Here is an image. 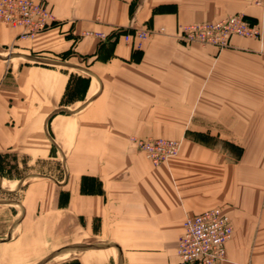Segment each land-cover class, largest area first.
<instances>
[{"label":"crops","instance_id":"0c3cea01","mask_svg":"<svg viewBox=\"0 0 264 264\" xmlns=\"http://www.w3.org/2000/svg\"><path fill=\"white\" fill-rule=\"evenodd\" d=\"M41 1L46 31L0 22V264H180L186 216L214 208L234 227L221 264H264V7ZM236 14L262 39L180 38ZM133 138L181 149L155 166Z\"/></svg>","mask_w":264,"mask_h":264},{"label":"built area","instance_id":"2783aa9c","mask_svg":"<svg viewBox=\"0 0 264 264\" xmlns=\"http://www.w3.org/2000/svg\"><path fill=\"white\" fill-rule=\"evenodd\" d=\"M264 7V0H257ZM0 22L13 28H21L24 38L33 37L51 28L56 19L45 1L41 0H0ZM180 38L187 42H197L218 48L229 46L233 37L262 39L263 32L258 24L244 15L227 16L210 23L188 24L180 27ZM104 39V34H96ZM148 30L123 33L126 42L137 41L141 48L148 39ZM138 152L155 166L177 156L181 142L167 138H133ZM234 234L229 215L220 208L199 214L187 215L183 223V233L178 240L177 254L180 264H221L227 260V243Z\"/></svg>","mask_w":264,"mask_h":264},{"label":"rangeland","instance_id":"374dc122","mask_svg":"<svg viewBox=\"0 0 264 264\" xmlns=\"http://www.w3.org/2000/svg\"><path fill=\"white\" fill-rule=\"evenodd\" d=\"M134 145H135V144H134ZM135 147H136V146H135ZM150 162H151V161H150ZM151 163H152V162H151ZM73 256H76V255H73ZM73 256H70V258L73 257Z\"/></svg>","mask_w":264,"mask_h":264},{"label":"trees","instance_id":"16d2710c","mask_svg":"<svg viewBox=\"0 0 264 264\" xmlns=\"http://www.w3.org/2000/svg\"><path fill=\"white\" fill-rule=\"evenodd\" d=\"M125 32H127V31H125ZM125 32H121V33H125Z\"/></svg>","mask_w":264,"mask_h":264},{"label":"bare ground","instance_id":"6f19581e","mask_svg":"<svg viewBox=\"0 0 264 264\" xmlns=\"http://www.w3.org/2000/svg\"><path fill=\"white\" fill-rule=\"evenodd\" d=\"M246 17V16H245Z\"/></svg>","mask_w":264,"mask_h":264}]
</instances>
